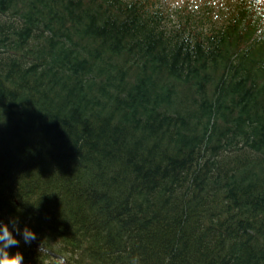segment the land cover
<instances>
[{
	"label": "trees",
	"instance_id": "obj_1",
	"mask_svg": "<svg viewBox=\"0 0 264 264\" xmlns=\"http://www.w3.org/2000/svg\"><path fill=\"white\" fill-rule=\"evenodd\" d=\"M263 6L203 32L151 0H0V220L48 252L10 254L264 264Z\"/></svg>",
	"mask_w": 264,
	"mask_h": 264
},
{
	"label": "clouds",
	"instance_id": "obj_2",
	"mask_svg": "<svg viewBox=\"0 0 264 264\" xmlns=\"http://www.w3.org/2000/svg\"><path fill=\"white\" fill-rule=\"evenodd\" d=\"M22 236L25 243H31L36 239V233L25 224L20 227L17 217H11L7 222L0 220V264H23L24 256L20 251L10 254L9 249L18 245L20 241L17 235ZM132 264H137V259L133 258Z\"/></svg>",
	"mask_w": 264,
	"mask_h": 264
},
{
	"label": "water",
	"instance_id": "obj_3",
	"mask_svg": "<svg viewBox=\"0 0 264 264\" xmlns=\"http://www.w3.org/2000/svg\"><path fill=\"white\" fill-rule=\"evenodd\" d=\"M13 235H15V233L13 232ZM34 248L38 249L40 252H43V253H47L44 249L38 247L35 243L31 242L30 243ZM54 258H57L59 260H61L62 264H65L64 260L60 257H57V256H53Z\"/></svg>",
	"mask_w": 264,
	"mask_h": 264
},
{
	"label": "rangeland",
	"instance_id": "obj_4",
	"mask_svg": "<svg viewBox=\"0 0 264 264\" xmlns=\"http://www.w3.org/2000/svg\"><path fill=\"white\" fill-rule=\"evenodd\" d=\"M160 1H164V2H169V3H171V2H174L175 0H160Z\"/></svg>",
	"mask_w": 264,
	"mask_h": 264
}]
</instances>
